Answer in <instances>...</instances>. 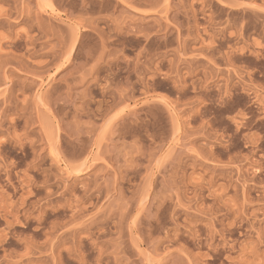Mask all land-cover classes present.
<instances>
[{"label": "rangeland", "instance_id": "obj_1", "mask_svg": "<svg viewBox=\"0 0 264 264\" xmlns=\"http://www.w3.org/2000/svg\"><path fill=\"white\" fill-rule=\"evenodd\" d=\"M0 264H264V0H0Z\"/></svg>", "mask_w": 264, "mask_h": 264}]
</instances>
